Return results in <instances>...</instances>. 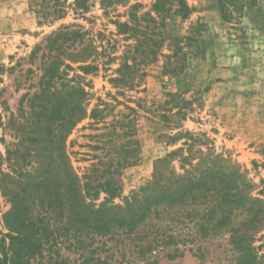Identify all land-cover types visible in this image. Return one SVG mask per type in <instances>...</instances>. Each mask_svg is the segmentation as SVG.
I'll return each mask as SVG.
<instances>
[{
	"label": "rangeland",
	"instance_id": "rangeland-1",
	"mask_svg": "<svg viewBox=\"0 0 264 264\" xmlns=\"http://www.w3.org/2000/svg\"><path fill=\"white\" fill-rule=\"evenodd\" d=\"M113 1L119 4L88 0L77 15L68 0L64 18L41 24L30 0H0V239L28 232L17 213L32 199L40 202L34 213L47 232L42 248L28 252L29 264H264L261 224L241 250L229 244L227 227L207 228L200 238L189 220L175 223L181 241L167 248L140 253L128 237L110 239V205H124L158 176L183 173L189 164L181 167L182 158L192 155L196 163L199 150L238 164L252 195L264 200V0L245 2L234 13L218 0H185L187 14L171 8L164 39L141 65L145 75L134 89L112 80L125 47L134 43L116 32L114 21H125L130 6L138 15L150 11L155 0ZM67 24L86 31L97 54L86 70L65 59L70 68L60 66L46 84L43 60L29 58L30 52ZM93 109L98 120L90 118ZM58 151L67 153L81 184L88 176L93 182L92 191L84 190L77 234L64 225V183L52 175L51 156ZM101 184L109 194L95 195ZM163 191L150 194L162 197ZM237 214L235 224L243 220ZM101 223L106 230L96 232ZM174 248L178 253L168 257ZM5 249L16 264L8 238Z\"/></svg>",
	"mask_w": 264,
	"mask_h": 264
},
{
	"label": "trees",
	"instance_id": "trees-1",
	"mask_svg": "<svg viewBox=\"0 0 264 264\" xmlns=\"http://www.w3.org/2000/svg\"><path fill=\"white\" fill-rule=\"evenodd\" d=\"M253 1L255 0H218V3L222 10L228 5L232 6L234 13L240 10L243 3ZM87 2L88 0H73L71 4L74 13L79 15L83 12ZM101 3L104 6L119 4L117 1L112 3L109 0H101ZM30 4L41 18V24H52L65 17L68 0H30ZM135 8V5L130 6L125 21H114L116 32L122 35L124 40H134L133 44L125 47L120 67L116 70L118 77L112 79L116 84L129 89L139 86L145 75L141 65L152 59L156 54L158 43L163 41V29H165V19L169 15L168 11L171 8L174 12H183V14L190 11L185 0H155L151 10L142 15L136 14ZM86 34V31L76 24L60 25L34 45L29 58H35L40 54L47 74L46 84L52 83L55 72L60 66L70 68V64L64 62L65 59L82 63L78 67L80 70H86L91 66L87 62L93 61L97 48L92 45L93 42L86 37ZM97 113L98 110L93 109L90 118L98 120ZM85 115L86 110L83 107L79 121L85 118ZM58 128L61 130L62 125H58ZM187 139L188 142L184 144L189 148L191 146L189 140L193 138L189 135ZM199 151L200 156L196 163L190 162L193 159L192 155L182 158L181 167L189 164L188 168H184L183 173L170 171L166 176H158L150 182L152 183L150 186L149 184L142 186L138 193L126 198L124 205H110V212L113 215L110 218V239L119 236L128 237L140 253L157 245L167 248L181 241L178 238L181 234L177 231L176 224L181 225L189 220L197 226L196 236L200 238L205 231L207 232V228L218 231L221 227H227L228 242L235 249L241 250L245 242H249L247 246H250V242L254 240L252 230H255L259 224L264 227V200L252 195V185L244 179L238 164L222 155H206L202 150ZM51 161L52 175L64 183L65 196L62 195L63 204L60 203L62 211L67 214L64 225L71 224L73 233L77 234L79 224L81 226V214H84L86 207L84 190L88 193L93 190L91 176H88L82 186L81 178L74 172L69 157L64 151L54 152ZM105 185H98L97 188L93 186L96 190L101 189L95 191V195L98 196L102 190L109 194V188ZM174 190H177V193H172ZM158 191H163L164 195L160 197L159 193L150 194ZM67 197L71 199L68 200ZM22 203H24L23 199H20L19 204ZM37 203L40 204L31 199L29 203L25 202L18 207L17 217L23 219L17 224L22 225L28 232L18 233L15 236L5 235L0 239L2 251L0 264H11L5 249V238L10 240L12 261L16 258V264H29L32 253L28 254V252L37 253L42 248L41 238L47 230L43 226L42 219L35 216L34 204ZM47 205L53 212L54 201H48ZM236 214L243 216L239 224H235L232 218V215L235 217ZM102 229L106 230V226L102 223L95 226L96 232ZM15 246L18 247L13 250ZM178 251V248H174L173 253L168 257H174ZM241 258L238 257L239 262ZM41 262L39 260L35 264H43ZM44 264L57 263L54 260L52 263L48 261Z\"/></svg>",
	"mask_w": 264,
	"mask_h": 264
}]
</instances>
